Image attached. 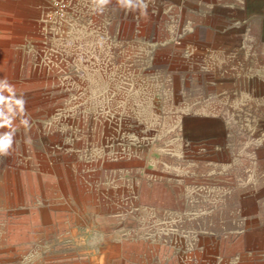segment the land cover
I'll list each match as a JSON object with an SVG mask.
<instances>
[{"label":"crops","instance_id":"crops-1","mask_svg":"<svg viewBox=\"0 0 264 264\" xmlns=\"http://www.w3.org/2000/svg\"><path fill=\"white\" fill-rule=\"evenodd\" d=\"M144 2L146 15L117 0L103 10L92 0H32L42 17L67 14L87 43L95 34L102 49L135 50L126 56L151 76H135L131 90L180 100L175 122L153 127L134 119L146 132L168 133H146L129 153L98 159L80 196L95 237L159 238L160 228L174 225L242 226L207 237L226 238L225 264H264V0ZM37 48L50 59L48 43ZM19 49L28 62V48ZM97 57L105 63L104 52ZM157 64L177 68L154 75Z\"/></svg>","mask_w":264,"mask_h":264},{"label":"rangeland","instance_id":"rangeland-1","mask_svg":"<svg viewBox=\"0 0 264 264\" xmlns=\"http://www.w3.org/2000/svg\"><path fill=\"white\" fill-rule=\"evenodd\" d=\"M70 27L67 14L42 17L32 0L0 1V136L10 133L13 140L9 154L0 155V264H225L226 238L207 236L242 226L174 225L160 228L159 238L95 237L80 196L98 159L129 153L146 133H168L146 132L134 119L153 127L175 122L180 100L131 90L135 76H151L126 56L135 50L112 53L95 34L87 43L86 34ZM45 43L50 59L37 48ZM103 52L104 64L97 57ZM153 68L155 75L177 67ZM168 233L171 238L162 237Z\"/></svg>","mask_w":264,"mask_h":264},{"label":"clouds","instance_id":"clouds-1","mask_svg":"<svg viewBox=\"0 0 264 264\" xmlns=\"http://www.w3.org/2000/svg\"><path fill=\"white\" fill-rule=\"evenodd\" d=\"M92 3L97 6L95 10H103V7L109 4L110 0H92ZM117 3L121 8L130 11H135V9L139 7L142 15L147 14L148 5L144 2V0H117ZM25 103L26 101L23 98L18 101V105L21 111H24ZM21 123L25 127L30 126L27 120H22ZM12 143L13 140L10 133L0 136V155H8V150L12 146Z\"/></svg>","mask_w":264,"mask_h":264}]
</instances>
